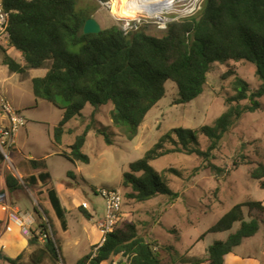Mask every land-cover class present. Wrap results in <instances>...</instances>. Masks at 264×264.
I'll use <instances>...</instances> for the list:
<instances>
[{"label":"trees","instance_id":"16d2710c","mask_svg":"<svg viewBox=\"0 0 264 264\" xmlns=\"http://www.w3.org/2000/svg\"><path fill=\"white\" fill-rule=\"evenodd\" d=\"M78 1L2 0L3 8L11 12L6 46L15 50L22 62L0 47V64L21 78H25L29 70L46 71L42 77L31 79V87L35 99L63 111L53 131V142L57 145L61 144L65 124L81 115L87 105L93 110V119L101 106L110 104L112 123L124 125L131 140L147 112L164 97L166 81L177 87L175 104H187L202 94L213 64L247 62L255 67L260 84L254 91L232 70L223 75V78L234 76L231 83L234 94L224 100L226 111L217 119L216 127L170 129L122 173L121 184L130 189L126 195L129 199L143 202L164 195L175 200L178 193L169 190L164 176L153 169L150 162L173 152L196 154L207 160L234 123L243 114L253 113L260 107L258 99L264 96V0H203L193 15L168 23L160 37L147 34L144 29L124 34L116 24L97 34H83V23L90 15L76 9ZM59 101L63 105L58 104ZM243 101L247 103L242 105ZM115 110L118 113L115 114ZM88 130L86 126L74 138L69 152H62L68 161L88 163L87 156L81 152ZM198 135L208 139L206 150L196 148ZM105 140L110 144L107 138ZM28 164L32 169L46 168L44 160H29ZM206 168L214 175L222 173L210 162ZM251 178L259 181V187L264 189L263 164L252 170ZM49 181L50 175L45 171L22 180L26 186H35L38 182L46 185ZM5 185L8 192L22 186L12 174L5 175ZM47 193L62 229L66 230L65 211L54 189H48ZM243 208L256 215L244 220ZM34 212L37 224L29 233L28 244L34 248L29 264H58L59 249L46 233L42 214L37 209ZM83 214L89 218L85 212ZM263 216L262 202L247 201L233 206L207 233L227 232L235 223H239V227L225 240L214 241L207 249L206 258H195L189 264H223L226 255L255 235L259 223L264 221ZM42 236L47 239L40 243ZM154 247L156 245L137 234L133 223H126L107 235L93 258L91 253L87 254L76 264H102L116 256L126 259L125 263L116 264H163ZM20 258L0 255V260L8 264H17Z\"/></svg>","mask_w":264,"mask_h":264},{"label":"rangeland","instance_id":"374dc122","mask_svg":"<svg viewBox=\"0 0 264 264\" xmlns=\"http://www.w3.org/2000/svg\"><path fill=\"white\" fill-rule=\"evenodd\" d=\"M131 1L79 0L76 9L90 15L101 29L114 24L122 27L125 19L130 22L138 17L141 20L136 25L137 30L144 29L151 36H162L164 30L159 28L155 18L148 17L142 9L132 7L129 4ZM188 1L176 2L166 11L168 13H163L169 23L189 17L183 12L188 7ZM106 2L111 4L110 8L104 5ZM202 2L203 0H198L190 15L199 10ZM131 24L130 22V26ZM6 45L0 40V47L8 49ZM16 53L11 48L7 51L9 56L21 62ZM229 69L248 84L250 91L259 86L252 64L232 61L215 63L207 74L202 94L187 104H175L178 98L177 87L173 82L166 81L164 97L147 112L136 136L131 140L127 137L124 125L112 123L110 104L101 106L93 119V110L87 105L81 115L74 116L65 124L61 144L57 145L53 142V131L61 121L63 111L44 100L35 99L31 87L30 79L42 77L46 71L29 70L27 76L21 78L18 74H10L0 64V93L24 119V127L18 132L15 145L21 155L15 149L10 151L8 157L11 165L0 158L5 174H12L23 180L24 175L30 173L27 168L31 172L38 171H33L24 158L42 159L53 183L57 187L59 184H72L77 190L79 202H86L92 211L94 220L90 222L80 213L82 204L77 208L79 212L67 213L65 216L69 232L62 234L58 220L52 222L44 213L46 208L50 213L53 210L49 205L41 206L43 196L34 193V186L23 184L22 191L26 197L22 201L27 206L34 204L44 210L42 217L46 218V233L62 251L63 264H76L77 258L91 249L85 238L80 237V231L98 220L100 215H104L105 201L97 193L99 189L121 190L124 216L118 227L133 223L138 235L153 245L159 243L157 245L161 250L158 253L163 264H189L195 258H206L207 249L214 241L225 240L239 227V223H235L227 232L207 233L227 211L247 201H259L264 206V189L259 187V181L251 178L252 170L259 164L264 165V96L258 99L259 109L243 114L222 136L219 145L207 160L196 154L173 152L150 162L153 169L164 176L169 190L178 193L177 199L159 195L147 201L136 202L126 196L130 189L121 184L122 173L127 170L128 164L141 159L170 129L216 127L217 119L226 111L224 100L234 94L231 85L234 76L227 75L223 78ZM246 103L241 102L242 105ZM58 104L63 105L61 101ZM86 126H89V130L81 152L87 156L88 163L70 162L62 156V152H69L68 146ZM67 130L71 132L67 133ZM105 138L110 144L106 143ZM197 140L196 148L206 150L209 146L208 139L198 135ZM208 162L221 169L222 173L214 175L211 169H205ZM72 175L76 179H72ZM243 214L246 221L256 215L247 208H243ZM54 231L58 234L57 237L54 236ZM201 235L203 238H200ZM76 238L80 240L75 244ZM90 239H94V236L91 235ZM99 240L100 234L95 235V241ZM224 259V264H264V221L259 223V229L253 237L244 240ZM125 261V258L116 256L102 264Z\"/></svg>","mask_w":264,"mask_h":264},{"label":"crops","instance_id":"0c3cea01","mask_svg":"<svg viewBox=\"0 0 264 264\" xmlns=\"http://www.w3.org/2000/svg\"><path fill=\"white\" fill-rule=\"evenodd\" d=\"M8 50H9V48L7 49V51ZM16 57L22 62V59L18 53H16ZM16 152L21 155V153L19 151L16 150ZM24 159L26 160L27 163L29 160H33L30 158H26V157ZM34 160H37V159H34ZM75 163L77 164L78 162H75ZM23 167L25 168V166H23ZM27 169L29 170L28 172H30V173L26 174V176L24 175V178L29 177L31 175L36 176L37 174H39L40 172H43V171L48 172L46 168H45V170L40 169L38 171H37V169H33V171L36 170L37 172H31V170L29 168H27ZM77 169H79V168L77 167ZM5 175L6 174H5L4 165H2V163H1L0 164V192H2V195L0 196V255H2L5 258H9V259H17L18 257H21L18 260L17 264H20V262H22L23 264H29L30 254L32 253L34 248L29 246V244H28V240L30 237L29 234L23 233L22 230H23V228H26L27 231H29V233H30L31 229H34L36 224H37L35 222L34 209H37V211L40 212L41 214L44 210L42 208L35 207L34 204L31 206H27L26 204L23 203L22 199L24 197H26V194L22 191V187H23V183L21 182L22 180L18 179L20 184L22 185L21 189L14 190L13 192H8L6 185H5ZM49 175H50V173H49ZM68 176H70V175L68 174ZM71 177H72V179H76L74 175H72ZM34 188L35 189L33 191L36 195L39 193V196H43V199H41V201H40L41 206H48L49 205L51 207V209L53 210L52 211L53 213H50L49 211H47V208L46 209L44 208L46 211L44 213L50 218V220L52 222H54V220H58V222H59L58 226H59L62 234L69 232V225H68V222H67V219L65 216L66 230L62 229L61 221L57 217V215H56V213H55V211L51 205V202L49 200V196H48L47 191L50 188L54 189L56 196L58 197V200L60 202V206L65 211V215L67 213H72L71 211H75V212L78 211L77 210L78 206H81V204H82L83 211L81 210L80 213L84 216L83 212H85L89 216V218H86L84 216V218H86L88 222L92 221V219L94 220V218L92 217V211H90L91 210L90 206L84 201H81V203L79 202L77 190L72 186V184H68V183H66L65 185L59 184L57 187L53 183L52 177L50 175V181L46 185H43L40 182H38L34 186ZM5 205L8 206V208H9L8 211H4L2 209V207ZM13 211L17 213V216L23 222L22 228L10 220L9 213H11ZM101 218H102V216L100 215V218H98V220H96L95 222H92L91 225H88L87 227H83L81 229L80 237L85 238V241L88 242L87 246L89 248L91 247V249L88 248L89 252L87 250V252H85V254L81 255V257L92 253L94 247L97 246L99 241H97V242L95 241V235L96 236L99 235V230L97 229V223L100 221ZM42 219L46 220L45 217H42ZM56 235H58V234L54 231V236L57 237ZM91 235L94 236V239H90ZM79 240H78V238H76L75 244L78 243ZM148 241L149 240H147V242ZM149 243H150V241H149ZM157 244L159 245V243H157ZM157 244H156V247H154V250L159 252V250H161V248ZM58 249H59V256L61 259V263L63 264L62 259H64V257L62 255V251L60 250V248H58ZM81 257L77 258V261ZM0 264H8V263L4 259H1ZM203 264H206V263H203ZM223 264H224V262H223Z\"/></svg>","mask_w":264,"mask_h":264},{"label":"built area","instance_id":"2783aa9c","mask_svg":"<svg viewBox=\"0 0 264 264\" xmlns=\"http://www.w3.org/2000/svg\"><path fill=\"white\" fill-rule=\"evenodd\" d=\"M195 4H187L188 7L186 9L189 10L188 13H184L185 16H191L194 12ZM105 6L108 7V2L104 3ZM193 6V7H191ZM168 13V12H164ZM10 11H7L2 6V0H0V40L4 43H7V28L9 25L10 19ZM163 17H166L165 14H162ZM149 17V16H148ZM140 18H133V21L130 26V22L128 19L124 20V24L122 25L121 30L124 34H127L131 31L137 30L136 25L140 23ZM157 21V20H156ZM135 22V23H134ZM134 23V24H133ZM169 23V19L166 17V21L159 22L160 29L165 30L167 24ZM24 127V119L18 113V111L8 102V100L0 93V158H3L5 162L11 165V161L9 160L8 153L15 149L17 134L20 129ZM97 193L103 198L105 201V209L104 215L101 220L97 223V229L99 230L100 240L97 246L93 249L91 253V258H93L96 254L97 249L105 242L108 234L112 233L117 226L122 222V203H123V195L119 188L116 189H99ZM4 211H8V206L5 205L2 207ZM9 218L12 222L19 225L21 228L23 226V222L17 216L16 212L9 213ZM23 233L29 234L26 228H23ZM47 239L46 236H42L39 241ZM61 263V259L59 261Z\"/></svg>","mask_w":264,"mask_h":264},{"label":"bare ground","instance_id":"6f19581e","mask_svg":"<svg viewBox=\"0 0 264 264\" xmlns=\"http://www.w3.org/2000/svg\"><path fill=\"white\" fill-rule=\"evenodd\" d=\"M186 1V0H165L160 2L159 0H132L129 4L136 9H142L143 12L149 16L154 17L155 20L162 22L166 21V17H163L162 14L166 12L174 3ZM198 0H189L187 4H195ZM111 7V4L108 2V8ZM184 13H188L189 10L185 9Z\"/></svg>","mask_w":264,"mask_h":264},{"label":"water","instance_id":"95a60500","mask_svg":"<svg viewBox=\"0 0 264 264\" xmlns=\"http://www.w3.org/2000/svg\"><path fill=\"white\" fill-rule=\"evenodd\" d=\"M160 2H163L165 0H159ZM101 30L99 24L92 18H87L82 26V33L83 34H97ZM114 113H118V110H115Z\"/></svg>","mask_w":264,"mask_h":264}]
</instances>
